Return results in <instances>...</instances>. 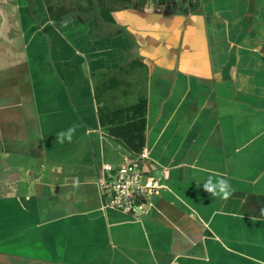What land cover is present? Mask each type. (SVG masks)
Returning <instances> with one entry per match:
<instances>
[{"label":"crops","instance_id":"1","mask_svg":"<svg viewBox=\"0 0 264 264\" xmlns=\"http://www.w3.org/2000/svg\"><path fill=\"white\" fill-rule=\"evenodd\" d=\"M114 17L99 37L94 17L0 0V264H264V0H136ZM99 71L121 81L114 104L147 99L142 169L161 187L139 218L99 194L137 160L100 125ZM209 176L232 196L205 192Z\"/></svg>","mask_w":264,"mask_h":264},{"label":"trees","instance_id":"2","mask_svg":"<svg viewBox=\"0 0 264 264\" xmlns=\"http://www.w3.org/2000/svg\"><path fill=\"white\" fill-rule=\"evenodd\" d=\"M136 0H43L52 22L64 24L75 16L97 19L99 37L102 25L117 26L115 11L126 9ZM119 29L117 33H121ZM135 61L132 64H139ZM99 121L107 132V138L123 147L133 159H138L147 145V99L141 96L134 104L119 106L114 99L107 100L108 91L118 88L121 81L113 72L94 73ZM105 94V95H104Z\"/></svg>","mask_w":264,"mask_h":264},{"label":"built area","instance_id":"3","mask_svg":"<svg viewBox=\"0 0 264 264\" xmlns=\"http://www.w3.org/2000/svg\"><path fill=\"white\" fill-rule=\"evenodd\" d=\"M147 148L137 160H126L108 176L98 180V190L104 209H114L133 217L149 210L156 191L161 187L157 177L147 174L137 163L148 158Z\"/></svg>","mask_w":264,"mask_h":264},{"label":"clouds","instance_id":"4","mask_svg":"<svg viewBox=\"0 0 264 264\" xmlns=\"http://www.w3.org/2000/svg\"><path fill=\"white\" fill-rule=\"evenodd\" d=\"M70 131L74 132L75 128L73 127ZM63 136V133H58V138ZM203 190L210 194L212 197H219L224 200L229 199L234 189L232 188L229 181L223 177H219L215 181L211 176L202 184Z\"/></svg>","mask_w":264,"mask_h":264},{"label":"rangeland","instance_id":"5","mask_svg":"<svg viewBox=\"0 0 264 264\" xmlns=\"http://www.w3.org/2000/svg\"><path fill=\"white\" fill-rule=\"evenodd\" d=\"M115 95V94H114ZM119 96H120V93H117V97H118V99H119ZM107 98V100H112L113 98L108 94L107 96H106ZM117 99V100H118ZM114 102H117V101H114Z\"/></svg>","mask_w":264,"mask_h":264},{"label":"water","instance_id":"6","mask_svg":"<svg viewBox=\"0 0 264 264\" xmlns=\"http://www.w3.org/2000/svg\"><path fill=\"white\" fill-rule=\"evenodd\" d=\"M138 165L143 168L144 167V161L143 160H138L137 161Z\"/></svg>","mask_w":264,"mask_h":264}]
</instances>
